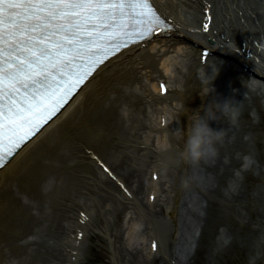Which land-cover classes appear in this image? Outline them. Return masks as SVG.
Returning a JSON list of instances; mask_svg holds the SVG:
<instances>
[{
    "label": "bare ground",
    "instance_id": "1",
    "mask_svg": "<svg viewBox=\"0 0 264 264\" xmlns=\"http://www.w3.org/2000/svg\"><path fill=\"white\" fill-rule=\"evenodd\" d=\"M259 2L264 12V0ZM152 3L168 31L129 44L101 63L71 100L0 167V236L7 230L16 238L30 218L25 209L40 196L46 202L63 184L77 182L88 188L92 204L88 211L74 212V231L75 236L81 230L87 233L94 229L91 214L117 211L110 202L115 197L124 214L135 204L143 181L155 183L165 169L163 174L178 185L188 181L195 187L196 181L201 186L199 210L208 217L206 240L196 255L182 257L183 264H207L199 252L216 233L218 255L237 246L246 253L245 264H264V13L258 12L255 0ZM237 63L246 70H234ZM218 68H225L227 81L238 92L222 89ZM213 98L242 103L240 114L233 125L217 113V121L209 123L215 130L224 129L219 155L194 165L182 157L191 118L197 111L203 115ZM246 176L255 184L248 187ZM160 212L176 222L170 200ZM26 237L18 249L9 250L21 262L37 264L50 247L37 232ZM22 249L28 251L24 256ZM159 259L176 264L169 247ZM123 263L129 264L128 258Z\"/></svg>",
    "mask_w": 264,
    "mask_h": 264
},
{
    "label": "rangeland",
    "instance_id": "2",
    "mask_svg": "<svg viewBox=\"0 0 264 264\" xmlns=\"http://www.w3.org/2000/svg\"><path fill=\"white\" fill-rule=\"evenodd\" d=\"M255 2L258 12L263 15L261 3L259 0H255ZM239 68L246 69L245 66L237 63L234 70L237 71ZM216 72V77L219 78L223 90L237 92V87H232L227 81L225 68H218ZM199 79L201 78L199 77ZM193 99L197 101L196 96ZM194 106L196 107V104ZM142 119L143 116L140 115L139 120ZM110 151L114 153V150ZM130 157L133 158V156ZM131 162L133 163V160ZM159 173H161V178L156 179L155 183L147 179L143 181L144 186L136 197L135 204L131 208L128 206L124 211V214H127L126 219L123 217L120 201L115 197L110 202L118 210L108 215L99 212L91 214L90 221L94 229L90 228L87 233L81 230L77 236L74 231L78 227L76 219H73L74 212L78 209L88 211L91 208L92 203L87 200L86 195L88 188L79 182L74 183L71 187L63 184L57 192H51L50 196L48 195L49 199L46 202H43V198L40 196L34 205L25 209L30 218L23 222L21 231L16 233V238H10L11 234L5 229L1 233L0 264H33L29 260L21 262L12 257V251L9 250L12 247L18 249L17 243L21 245L25 241L24 234L27 236L26 239H29L33 232H37L50 247L37 264H124L123 260L126 258H128L129 264H163L159 255L167 254L168 247L172 251L176 264H183L182 257H188L190 253L194 255L195 251H198L197 247L200 242L203 240L201 243H204L206 240L204 227L208 217L206 213L199 210L197 191L199 184H196V181L195 187L190 186L188 181L178 185L171 181L168 174H163L165 169ZM246 178L248 187L255 184L252 178L249 176ZM176 179L178 180V178ZM199 187L201 188V186ZM109 189L112 194H117V191L114 190L115 187L110 186ZM169 200L176 211L174 224L168 216L166 217L160 212V208L164 209ZM155 212L157 213L156 218L149 217ZM113 233L119 234H117V238H114ZM21 236L23 238L20 240ZM258 238L263 240L262 236H258ZM11 239L12 241L7 242ZM210 239L211 241L206 246L203 245V253L199 252L200 258L204 259L207 264H245L246 253L240 251L237 246L218 255L217 233ZM150 241L155 242L153 243L155 248H152V253L148 254ZM153 244L151 245L153 246ZM19 252L24 256L28 251L22 249ZM71 252L73 254L68 256V253ZM129 252L132 255L124 258V254Z\"/></svg>",
    "mask_w": 264,
    "mask_h": 264
},
{
    "label": "snow or ice",
    "instance_id": "3",
    "mask_svg": "<svg viewBox=\"0 0 264 264\" xmlns=\"http://www.w3.org/2000/svg\"><path fill=\"white\" fill-rule=\"evenodd\" d=\"M5 11L9 25L8 71L4 68ZM21 15L35 23L24 25L14 19ZM114 20L121 23L113 24ZM124 20L130 23L125 24ZM161 27L167 30L169 26L152 0H0V167L4 166L6 153L2 149L6 132L11 141L24 129H27L25 136L32 131L35 120L43 117L48 102L66 83L63 77L74 76L79 83L109 55V49L115 52L126 44L124 37L150 39ZM115 28L120 30V39L107 41L106 36H113L111 30ZM203 28L207 31L208 24L205 23ZM82 32L92 38L83 39ZM25 33L27 38H21ZM57 35L64 39H54ZM64 40H67V46ZM97 41H104L97 45V51L82 47ZM56 76L61 77L59 83ZM59 106L57 102L51 107L49 118ZM19 147L17 142L15 148Z\"/></svg>",
    "mask_w": 264,
    "mask_h": 264
},
{
    "label": "clouds",
    "instance_id": "4",
    "mask_svg": "<svg viewBox=\"0 0 264 264\" xmlns=\"http://www.w3.org/2000/svg\"><path fill=\"white\" fill-rule=\"evenodd\" d=\"M214 104V107L212 105ZM240 104L232 99L214 100L209 103L203 115L195 112L191 118L182 157L194 165L201 161L213 160L219 155L218 145L222 143L224 129L215 130L210 127V121H217V113L235 125L240 114ZM211 111V115H209ZM249 159V157H245Z\"/></svg>",
    "mask_w": 264,
    "mask_h": 264
}]
</instances>
